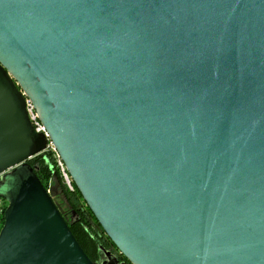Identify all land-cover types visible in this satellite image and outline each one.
<instances>
[{"label":"water","instance_id":"obj_1","mask_svg":"<svg viewBox=\"0 0 264 264\" xmlns=\"http://www.w3.org/2000/svg\"><path fill=\"white\" fill-rule=\"evenodd\" d=\"M20 92L129 264H264V0H0V264H94Z\"/></svg>","mask_w":264,"mask_h":264},{"label":"trees","instance_id":"obj_2","mask_svg":"<svg viewBox=\"0 0 264 264\" xmlns=\"http://www.w3.org/2000/svg\"><path fill=\"white\" fill-rule=\"evenodd\" d=\"M28 165L32 167L34 175L45 189L52 185V177L55 176L59 195L53 199V203L76 242L92 262L99 255L102 256L103 249H107L108 246L115 248L86 207L75 186L72 184L73 192L66 189L56 163L50 155L40 154L28 161ZM57 201L64 207L65 213L58 207ZM123 260L129 264L125 258Z\"/></svg>","mask_w":264,"mask_h":264},{"label":"built area","instance_id":"obj_3","mask_svg":"<svg viewBox=\"0 0 264 264\" xmlns=\"http://www.w3.org/2000/svg\"><path fill=\"white\" fill-rule=\"evenodd\" d=\"M20 94L24 99L25 111H26V115H27V118H28V121H29V124H30L32 131L37 135H43L44 138L46 139V148L42 154L50 155L53 158V160L55 161L56 166L59 170L60 176L63 180V183H64L66 189L69 192H73L74 189H73L72 182H71L69 176L67 175L63 164L61 163V161L58 158V156L56 155L52 145L50 144L48 137L46 135V132L44 130V127L40 123L38 115H37L34 107L32 106L30 101L26 98V96L22 92H20ZM50 187H51V185H49L47 187V189H46L47 192H49ZM5 210H6V207L4 205L3 199L0 198V229H1L3 222H4Z\"/></svg>","mask_w":264,"mask_h":264},{"label":"flooded vegetation","instance_id":"obj_4","mask_svg":"<svg viewBox=\"0 0 264 264\" xmlns=\"http://www.w3.org/2000/svg\"><path fill=\"white\" fill-rule=\"evenodd\" d=\"M5 207L7 208L8 204L3 200ZM108 246V245H107ZM94 264H127L123 257L119 254L117 250L113 247H107V249L102 250V256H98L94 261Z\"/></svg>","mask_w":264,"mask_h":264},{"label":"rangeland","instance_id":"obj_5","mask_svg":"<svg viewBox=\"0 0 264 264\" xmlns=\"http://www.w3.org/2000/svg\"><path fill=\"white\" fill-rule=\"evenodd\" d=\"M10 172V171H9ZM8 172V173H9ZM4 176L5 175H2V176H0V182H2L3 181V179H4ZM10 175H7L6 177H5V181H6V183H4L1 187H0V195H5V193L8 191V189H7V182L10 180ZM57 205H58V207L61 209V211L63 212V213H65V210H64V207L57 201Z\"/></svg>","mask_w":264,"mask_h":264},{"label":"snow or ice","instance_id":"obj_6","mask_svg":"<svg viewBox=\"0 0 264 264\" xmlns=\"http://www.w3.org/2000/svg\"><path fill=\"white\" fill-rule=\"evenodd\" d=\"M38 264H57L55 258H43L38 261Z\"/></svg>","mask_w":264,"mask_h":264}]
</instances>
